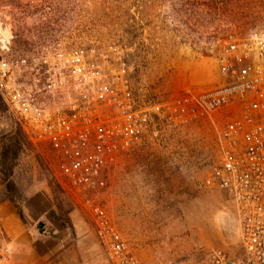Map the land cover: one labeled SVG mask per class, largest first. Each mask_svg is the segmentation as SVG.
I'll list each match as a JSON object with an SVG mask.
<instances>
[{
  "label": "rangeland",
  "instance_id": "374dc122",
  "mask_svg": "<svg viewBox=\"0 0 264 264\" xmlns=\"http://www.w3.org/2000/svg\"><path fill=\"white\" fill-rule=\"evenodd\" d=\"M174 0H0V59L37 55L53 48L90 43L121 46L134 74V88L148 100L171 99L188 88L203 90L221 82L217 59L231 38L264 31V3L215 23L180 21ZM233 19V20H232ZM0 101V201L6 196L2 170L22 195L17 201L31 232L61 224L68 244H78L71 213L83 217L80 241L88 248L92 222L61 185L47 147L33 145ZM218 116L160 135L119 155L106 171L97 200L130 240L142 264H208L224 250L242 264L234 211L220 191L204 185L218 157ZM18 136L21 149L12 140ZM52 201L53 210L41 215ZM25 212V214H23ZM59 244L58 240H54ZM0 232V264H7ZM96 264H102L97 262Z\"/></svg>",
  "mask_w": 264,
  "mask_h": 264
},
{
  "label": "built area",
  "instance_id": "2783aa9c",
  "mask_svg": "<svg viewBox=\"0 0 264 264\" xmlns=\"http://www.w3.org/2000/svg\"><path fill=\"white\" fill-rule=\"evenodd\" d=\"M218 85L154 102L135 90L124 49L90 43L0 59V99L35 146L49 149L61 185L89 216L108 264H142L97 200L116 158L180 128L221 116L218 157L204 185L234 211L242 264H264V31L225 42ZM208 264H237L214 250Z\"/></svg>",
  "mask_w": 264,
  "mask_h": 264
},
{
  "label": "crops",
  "instance_id": "0c3cea01",
  "mask_svg": "<svg viewBox=\"0 0 264 264\" xmlns=\"http://www.w3.org/2000/svg\"><path fill=\"white\" fill-rule=\"evenodd\" d=\"M52 210L53 203L50 200L46 208L41 207L38 211L41 215H47ZM70 217L77 235L76 246L68 244L67 233L57 221L49 219L52 232L47 235L42 229L33 233L21 219L15 204L9 200L0 202V232L6 242L7 264H108L97 241L92 248L80 241L84 233L83 217L76 212L71 213ZM91 238L96 239L94 231L91 232Z\"/></svg>",
  "mask_w": 264,
  "mask_h": 264
},
{
  "label": "trees",
  "instance_id": "16d2710c",
  "mask_svg": "<svg viewBox=\"0 0 264 264\" xmlns=\"http://www.w3.org/2000/svg\"><path fill=\"white\" fill-rule=\"evenodd\" d=\"M174 12L177 14L180 21L183 20L185 14L190 13L196 22L201 23H215L218 18H222L231 21L230 19L235 15H242L244 11L248 10L252 6L257 4H263L264 0H174ZM218 17V18H217ZM233 20V19H232ZM230 23V22H229ZM1 101V99H0ZM2 107V111H5V107ZM17 150L15 156L21 149V142L18 140V136L12 138ZM4 177L3 183L6 188V196L0 201L9 200L15 204L18 213L22 219V213L17 205V201H21L22 195L18 188L10 182V175L2 170Z\"/></svg>",
  "mask_w": 264,
  "mask_h": 264
}]
</instances>
